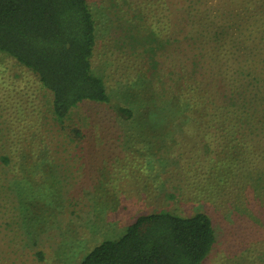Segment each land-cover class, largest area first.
I'll use <instances>...</instances> for the list:
<instances>
[{
    "label": "trees",
    "instance_id": "obj_1",
    "mask_svg": "<svg viewBox=\"0 0 264 264\" xmlns=\"http://www.w3.org/2000/svg\"><path fill=\"white\" fill-rule=\"evenodd\" d=\"M100 1L92 7L89 0H0V52L48 91L53 120L63 121L81 103L110 105L103 79L92 71L98 34L105 28L117 34L105 38L111 40L107 50L115 47L135 65L145 61L157 90L130 93L129 100L138 99L135 106L118 104L115 115L129 124H193L202 128L201 144L216 133L219 144L204 151L213 155L212 170L225 169L224 177L233 180L225 195L245 205L239 195L230 197L239 190L237 179L245 177L264 196V0ZM5 125L0 232L11 236L0 237V259L4 247L35 244L21 238L20 227L29 232L32 226L26 207L36 199L30 196L36 195L31 176L38 165L28 161L30 151L22 146L28 130L21 134ZM71 135L81 137L77 130ZM171 136L165 135L168 143ZM214 244L212 221L202 212L143 213L121 237L94 246L78 264H203ZM36 256L44 259L42 252Z\"/></svg>",
    "mask_w": 264,
    "mask_h": 264
},
{
    "label": "rangeland",
    "instance_id": "obj_2",
    "mask_svg": "<svg viewBox=\"0 0 264 264\" xmlns=\"http://www.w3.org/2000/svg\"><path fill=\"white\" fill-rule=\"evenodd\" d=\"M116 35L100 28L92 65L110 105L81 103L61 122L53 120L51 96L37 77L0 52V129L7 123L14 132L28 130L22 146L30 151L28 161L38 164L31 176L36 199L26 207L32 226L29 232L20 227L21 238L35 244L4 247L0 264H78L94 246L121 237L138 215L158 211L182 217L202 212L211 219L215 244L203 264H264V196L245 177L237 179L238 192L230 191L245 205L225 195L233 180L224 177L225 169L213 171V155L204 151L221 138L208 134L201 144L204 133L193 124H129L115 115L116 105L137 102L130 93L157 91L145 61L135 65L115 47L107 50L111 40L105 38ZM73 130L79 139L71 140ZM166 134L174 140L168 143Z\"/></svg>",
    "mask_w": 264,
    "mask_h": 264
}]
</instances>
